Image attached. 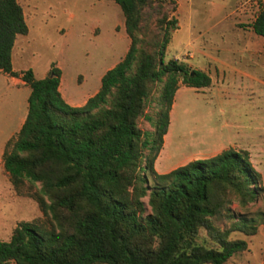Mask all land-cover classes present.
<instances>
[{
  "label": "trees",
  "instance_id": "16d2710c",
  "mask_svg": "<svg viewBox=\"0 0 264 264\" xmlns=\"http://www.w3.org/2000/svg\"><path fill=\"white\" fill-rule=\"evenodd\" d=\"M114 1L128 48L98 89L73 105L62 96L54 61L42 77L31 67L13 69L14 42L28 25L19 0H0V69L30 87L25 117L4 144L3 167L44 216L21 219L0 238V264H227L246 247L230 233L252 234L264 223L263 209L248 214L232 206L246 209L264 190L246 149L227 146L155 169L179 83L207 86L211 76L164 59L177 21L167 0ZM250 26L264 36V3ZM140 117L152 128L143 129Z\"/></svg>",
  "mask_w": 264,
  "mask_h": 264
},
{
  "label": "rangeland",
  "instance_id": "374dc122",
  "mask_svg": "<svg viewBox=\"0 0 264 264\" xmlns=\"http://www.w3.org/2000/svg\"><path fill=\"white\" fill-rule=\"evenodd\" d=\"M19 2L28 31L16 37L13 69L21 73L31 67L41 77L54 61L72 96L85 99L94 93L101 74L121 58L128 45L119 4L114 0ZM262 3L264 0L166 1L177 21L164 59L176 58L211 76L207 86L180 82L175 91L169 134L162 145V158L168 163L176 165L233 146L249 152L264 185V36L250 26ZM29 90L20 74L0 69L1 239L10 237L17 221L44 217L33 197L15 189L2 162L5 142L16 135L23 121ZM155 104L150 100L147 111L153 113ZM139 124L143 129L152 128L144 117ZM232 206L248 214L264 210V190L246 209L235 202ZM230 237L245 239L246 247L230 256L227 264H263L264 223L252 234L235 230Z\"/></svg>",
  "mask_w": 264,
  "mask_h": 264
},
{
  "label": "crops",
  "instance_id": "0c3cea01",
  "mask_svg": "<svg viewBox=\"0 0 264 264\" xmlns=\"http://www.w3.org/2000/svg\"><path fill=\"white\" fill-rule=\"evenodd\" d=\"M124 29H125V27H124ZM126 32V31H125ZM127 34V33H126ZM129 37V36H128ZM130 40V39H129ZM15 43V42H14ZM128 45H129V41H128ZM128 45L126 46V48H125V51L127 50V48H128ZM14 47V46H13ZM125 53V52H124ZM123 56V55H122ZM121 56V57H122ZM119 60V59H118ZM117 60V61H118ZM13 66V65H12ZM48 70H49V68H47V71H46V73L44 74V75H46L47 74V72H48ZM43 75V76H44ZM61 75H62V72H61ZM102 75V74H101ZM42 77V76H41ZM101 77V76H100ZM59 89H60V91H61V93H62V96L65 98V100L67 101V102H69L70 104H73V105H79V104H82V103H84V101L87 99V98H83V95H78V96H72L71 94H70V92H69V89H68V87L66 86V85H64L63 84V82H62V76H60V82H59ZM93 94V93H92ZM91 95V94H90ZM27 111V110H26ZM25 114H26V112L24 113V117H25ZM24 117H23V119H24ZM168 134H169V130L167 129V131H166V133L164 134V136H163V144H165V140H166V138H167V136H168ZM163 151H164V148L162 147L161 149H160V151H159V153H158V155L156 156V158L154 159V167H155V169L157 170V171H159V172H165V171H167V170H169V169H171L172 167H174V166H176V165H178V164H182V163H184V162H186V161H183V162H181V163H178V164H176V165H174V164H172V163H168L166 160H164L163 158H162V154H163ZM209 156V155H208ZM198 157V156H197ZM201 157H204V156H201ZM193 158H196V157H193ZM189 160V159H188Z\"/></svg>",
  "mask_w": 264,
  "mask_h": 264
}]
</instances>
